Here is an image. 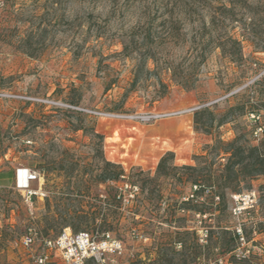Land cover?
<instances>
[{
    "label": "rangeland",
    "instance_id": "rangeland-1",
    "mask_svg": "<svg viewBox=\"0 0 264 264\" xmlns=\"http://www.w3.org/2000/svg\"><path fill=\"white\" fill-rule=\"evenodd\" d=\"M0 3V264H34L63 229L120 240L117 264H208L236 247L237 224L264 243V174L216 179L218 149L256 145L245 114L264 112V0ZM103 160L124 177L98 185ZM20 169L40 175L30 202ZM252 190L258 208L232 217L231 196Z\"/></svg>",
    "mask_w": 264,
    "mask_h": 264
},
{
    "label": "built area",
    "instance_id": "built-area-1",
    "mask_svg": "<svg viewBox=\"0 0 264 264\" xmlns=\"http://www.w3.org/2000/svg\"><path fill=\"white\" fill-rule=\"evenodd\" d=\"M1 4V3H0ZM166 114L165 116H171ZM251 139L257 145L264 143V112L254 110L245 116ZM39 173L27 171L26 182L39 181ZM22 199L30 202L36 197L40 190H32L26 187H18ZM231 215L238 219L242 215H248L258 208L259 196L254 190L231 196ZM36 240V233L28 230L20 239L24 248H30ZM233 241L236 247L217 253L208 264H264V243L248 240L243 235L242 225L237 224ZM206 244V241L200 240ZM123 243L107 232H77L72 233L70 229H63L60 234L52 239H43L41 252L34 258V264H117L124 256Z\"/></svg>",
    "mask_w": 264,
    "mask_h": 264
},
{
    "label": "trees",
    "instance_id": "trees-1",
    "mask_svg": "<svg viewBox=\"0 0 264 264\" xmlns=\"http://www.w3.org/2000/svg\"><path fill=\"white\" fill-rule=\"evenodd\" d=\"M254 110H250L248 112H251ZM208 112L207 109H203L202 111H197L193 115V124L194 127H198L200 125V116ZM246 112V114H248ZM245 114V116H246ZM206 129V126H204ZM94 137L98 138L99 140H102V137L95 132L92 133ZM250 134V131H249ZM251 136V134H250ZM219 145L222 143L218 142ZM235 141L227 143L223 149H218V155L225 156L226 164L222 165V169L219 171V175H217L216 179L222 180L221 189L227 188V174L229 173H236V174H242L244 171L247 177L251 178L254 176H258L261 174H264V153L260 151L261 144L255 145L253 147H249L247 145H242L239 147H234ZM172 153H166L165 156H163L157 166V172L158 174H166V162L168 158H172ZM104 163V168L100 171V174L98 175L97 183L98 185H103L108 181L111 182H117L121 177H124L123 170L112 163L102 161ZM175 168V167H173ZM187 170H194L195 167H183ZM195 185V184H194ZM219 200H223V193H220L216 196ZM115 198L119 199V195L116 197L112 196V194H107L105 199L106 200H115ZM70 227V226H69ZM73 230V228H71ZM71 231V230H70ZM62 232V231H61ZM60 232V233H61ZM72 233H77L73 232ZM59 233V234H60ZM182 264H190L186 263L184 260Z\"/></svg>",
    "mask_w": 264,
    "mask_h": 264
},
{
    "label": "bare ground",
    "instance_id": "bare-ground-1",
    "mask_svg": "<svg viewBox=\"0 0 264 264\" xmlns=\"http://www.w3.org/2000/svg\"><path fill=\"white\" fill-rule=\"evenodd\" d=\"M27 170L20 169L17 173V182L20 187H26L28 183L26 182ZM30 188V187H29Z\"/></svg>",
    "mask_w": 264,
    "mask_h": 264
},
{
    "label": "water",
    "instance_id": "water-1",
    "mask_svg": "<svg viewBox=\"0 0 264 264\" xmlns=\"http://www.w3.org/2000/svg\"><path fill=\"white\" fill-rule=\"evenodd\" d=\"M234 93V92H233ZM233 93H230V95H232Z\"/></svg>",
    "mask_w": 264,
    "mask_h": 264
}]
</instances>
